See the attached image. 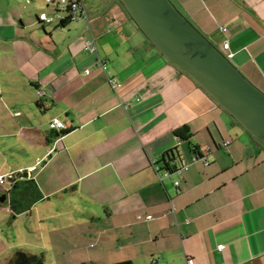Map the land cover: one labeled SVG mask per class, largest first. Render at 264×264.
<instances>
[{
	"label": "crops",
	"instance_id": "1",
	"mask_svg": "<svg viewBox=\"0 0 264 264\" xmlns=\"http://www.w3.org/2000/svg\"><path fill=\"white\" fill-rule=\"evenodd\" d=\"M172 1L264 92V0ZM83 3L87 21L57 27L37 19L54 11L47 0H0V174L21 172L14 204L11 177L0 185V264L16 249L42 264H264V145L118 0ZM53 117L67 128L50 129ZM182 124L207 163L176 138ZM174 148L186 162L177 189L154 169ZM1 225L22 227L21 240Z\"/></svg>",
	"mask_w": 264,
	"mask_h": 264
},
{
	"label": "water",
	"instance_id": "2",
	"mask_svg": "<svg viewBox=\"0 0 264 264\" xmlns=\"http://www.w3.org/2000/svg\"><path fill=\"white\" fill-rule=\"evenodd\" d=\"M118 1L162 56L264 145V92L208 40L172 0ZM3 199L4 194L0 202Z\"/></svg>",
	"mask_w": 264,
	"mask_h": 264
},
{
	"label": "built area",
	"instance_id": "3",
	"mask_svg": "<svg viewBox=\"0 0 264 264\" xmlns=\"http://www.w3.org/2000/svg\"><path fill=\"white\" fill-rule=\"evenodd\" d=\"M49 4H51L54 7V11L52 13H48L47 11H41L38 14L37 19L41 21L42 23H48V24H54L57 27H61V25L64 22H68L71 20H76V19H81L87 21L88 15L86 13V9L84 6V0H47ZM222 30H225V27L221 26L220 27ZM85 49L89 51L96 52V44H95V39L92 35H90L84 43ZM222 51L224 52L226 58L229 59L230 55H232L230 52H228V43L226 40L222 41ZM98 63L101 64L104 67V64L102 61L98 60ZM87 71V70H86ZM109 81L111 83V87L113 88L115 85H117V81L113 79L112 77H109ZM36 93L39 97L43 96L44 90L43 88H36ZM48 126L50 129L57 130V131H63L67 128V126L57 117H53L49 123ZM224 142V144H226ZM197 157L192 156V160H195ZM205 163H207V160L202 156L201 157ZM181 163L173 171H170L168 169L164 168H159L158 165H155L154 169L158 173V178L159 180H162L163 177L165 176H170L171 174H174L177 178L173 180L174 186L178 187L179 178L181 174L182 168L186 167V162L183 159H180ZM161 170V171H160ZM160 171V172H159ZM12 175L9 174H0V185H4L6 182V179L8 177H11ZM151 215H147L146 218H150ZM220 248L222 247L221 244L219 245ZM188 264L192 263L191 259L187 258Z\"/></svg>",
	"mask_w": 264,
	"mask_h": 264
},
{
	"label": "trees",
	"instance_id": "4",
	"mask_svg": "<svg viewBox=\"0 0 264 264\" xmlns=\"http://www.w3.org/2000/svg\"><path fill=\"white\" fill-rule=\"evenodd\" d=\"M121 5V4H120ZM122 6V5H121ZM129 15V14H128ZM130 16V15H129ZM131 19V17H130ZM66 22L63 21V24H65ZM146 39V38H145ZM146 41L153 46L154 48H156L152 43H150L147 39ZM157 49V48H156ZM159 51V50H158ZM160 52V51H159ZM161 53V52H160ZM168 60V59H167ZM170 62V61H169ZM172 63V62H171ZM173 64V63H172ZM176 66V65H175ZM197 85V84H196ZM198 86V85H197ZM199 87V86H198ZM201 89V88H200ZM204 92V91H203ZM208 95V94H207ZM209 96V95H208ZM210 98V97H209ZM211 99V98H210ZM212 100V99H211ZM213 101V100H212ZM214 102V101H213ZM215 103V102H214ZM221 109V108H220ZM227 114V113H226ZM228 115V114H227ZM229 116V115H228ZM233 122L235 121L231 116H229ZM235 124L239 125L238 123L234 122ZM240 126V125H239ZM242 129V128H241ZM248 133V132H247ZM174 134L176 136V138L180 139V140H186L189 141V137L192 136V132L189 128V126L187 124H182L180 126H178L176 129H174ZM249 134V133H248ZM189 148L191 150V152L193 153L191 155L195 156V157H201L202 153L199 150L197 145L191 144L189 141ZM161 162L163 163V167L164 169H168L170 171H173V169L175 170L176 168H178V166L180 165L181 161H180V155H179V151L178 149H170L168 151H165ZM21 175V172H16L11 176V179L9 181V187L8 190L11 191V193L13 195L10 196V199L12 201L11 204H14V193H16L18 190L16 188V176ZM29 182V180H28ZM29 187V186H28ZM42 257L41 255H37V254H27L25 253V251L23 250H16L13 254V256L11 257L10 260H7L5 262V264H42ZM110 264H132L130 261H118V262H114V263H110Z\"/></svg>",
	"mask_w": 264,
	"mask_h": 264
},
{
	"label": "rangeland",
	"instance_id": "5",
	"mask_svg": "<svg viewBox=\"0 0 264 264\" xmlns=\"http://www.w3.org/2000/svg\"><path fill=\"white\" fill-rule=\"evenodd\" d=\"M47 9V11H48V13H51L52 12V9H48V8H46ZM2 216H3V214L2 213H0V220H2ZM24 220H25V218H20V222H21V224L20 225H22V222H24ZM1 223H2V221H1ZM2 225H4V224H2ZM1 225V227H2V229L5 231V232H7L6 230H8V239H9V242H16L17 240L18 241H20L21 240V238H22V232H21V228L22 227H14L13 228V230H12V232L10 231V229H7L8 227L7 226H2ZM11 234V235H10ZM6 235V234H5ZM14 237L15 239L13 240V241H10V237ZM17 250V249H16Z\"/></svg>",
	"mask_w": 264,
	"mask_h": 264
}]
</instances>
